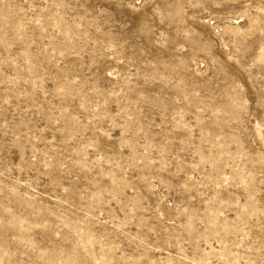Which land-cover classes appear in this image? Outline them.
Wrapping results in <instances>:
<instances>
[{
  "label": "rangeland",
  "instance_id": "obj_1",
  "mask_svg": "<svg viewBox=\"0 0 264 264\" xmlns=\"http://www.w3.org/2000/svg\"><path fill=\"white\" fill-rule=\"evenodd\" d=\"M0 264H264V0H0Z\"/></svg>",
  "mask_w": 264,
  "mask_h": 264
}]
</instances>
